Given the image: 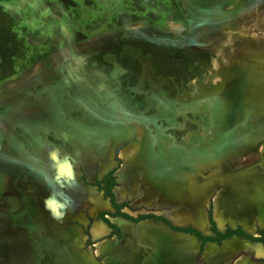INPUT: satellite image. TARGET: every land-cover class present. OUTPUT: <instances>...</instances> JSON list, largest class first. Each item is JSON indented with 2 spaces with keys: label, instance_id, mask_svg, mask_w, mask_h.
I'll use <instances>...</instances> for the list:
<instances>
[{
  "label": "rangeland",
  "instance_id": "rangeland-1",
  "mask_svg": "<svg viewBox=\"0 0 264 264\" xmlns=\"http://www.w3.org/2000/svg\"><path fill=\"white\" fill-rule=\"evenodd\" d=\"M232 2L0 0V264H76L50 253L45 236L74 235L87 208L73 199L56 219L45 210L42 147L84 157L91 178L95 155L106 161L112 151L94 140L105 124L118 128L122 113L222 104L207 106L208 150L216 135L238 146L233 165L242 156L264 163V10L237 13ZM216 119L229 127L212 131ZM81 176L85 190H98Z\"/></svg>",
  "mask_w": 264,
  "mask_h": 264
},
{
  "label": "crops",
  "instance_id": "crops-1",
  "mask_svg": "<svg viewBox=\"0 0 264 264\" xmlns=\"http://www.w3.org/2000/svg\"><path fill=\"white\" fill-rule=\"evenodd\" d=\"M198 100H202L201 96ZM204 102L178 108L169 106L162 113L157 104L149 110L136 109L132 115L122 113L118 128L112 125L108 129L105 124L98 139H92L97 143L95 146L112 148L108 160L95 155L90 162L95 172L90 178L84 172L85 158L70 156L75 175L81 170L86 179H99L116 165L118 158L112 190L118 202H129L132 210L127 207L123 210L130 215L149 212L163 215L174 225L191 226L203 234H212L208 218L211 210L221 231L227 226H241L250 233L264 229V163L255 165L242 156L233 165L235 156L231 155L238 146L223 142L216 135L208 150L207 106L215 107L217 112L223 111V106H213L206 99ZM160 120H165V129H160ZM228 127L221 119L211 124L212 131ZM180 131L184 133L182 136ZM49 153L42 147V182L49 184V191L66 193L67 187L59 189L54 182ZM213 161L215 166H211ZM85 189L77 181L70 194L66 193L71 201H80L87 212L74 221V235L57 230L45 236L50 253L66 254L76 259L73 263L83 264L79 255L89 237L92 246L87 251L86 264H264L260 261L264 259L261 243L232 236L221 244L206 242L200 251L195 235L174 231L152 219L131 222L123 217H110L122 236H109L111 228L97 219L96 214L100 210L112 211L110 200L94 187ZM57 199L64 204L69 202L63 196ZM83 227L87 228L88 236Z\"/></svg>",
  "mask_w": 264,
  "mask_h": 264
},
{
  "label": "trees",
  "instance_id": "trees-1",
  "mask_svg": "<svg viewBox=\"0 0 264 264\" xmlns=\"http://www.w3.org/2000/svg\"><path fill=\"white\" fill-rule=\"evenodd\" d=\"M118 165L108 170L101 178L96 179L93 183H89L86 181L84 176H81V180L85 184H91L95 186L99 191L102 192L104 197H107L110 200V204L113 208L112 211L109 210H100L96 214L97 219H101L104 221L110 228L111 232L109 236L116 235L117 237H121V230L120 228L110 221V217H123L131 222H138L143 219H152L154 221H160L168 226L170 229L179 232H185L189 234L195 235L199 242L200 248L199 250L202 251L203 246L206 242H215L217 244H221L224 239L230 238L232 236H239L246 238L250 241L261 243L264 246V229L257 228L255 233H250L246 231L241 226L230 227L227 226L223 231L219 230L215 222L213 220L211 210L208 211V218L210 222V230L212 234H203L198 229L191 227V226H177L171 223L166 217L163 215H158L154 213H138L136 216L130 215L128 212L124 211L125 207L132 210L128 201L118 202L115 198L113 193V187L115 185V177L114 173L117 169ZM89 242V239H88ZM260 261L264 262V259H260Z\"/></svg>",
  "mask_w": 264,
  "mask_h": 264
},
{
  "label": "clouds",
  "instance_id": "clouds-1",
  "mask_svg": "<svg viewBox=\"0 0 264 264\" xmlns=\"http://www.w3.org/2000/svg\"><path fill=\"white\" fill-rule=\"evenodd\" d=\"M49 159L54 173L55 184L59 189H64L65 187L71 189L76 182L71 157L68 154L61 156L59 149H53L49 153ZM46 187L50 186L46 184ZM58 196H63L68 201H71V197H67L66 193L62 191H49V195L44 199V206L53 219L57 218L58 209L63 206L60 200L57 199Z\"/></svg>",
  "mask_w": 264,
  "mask_h": 264
},
{
  "label": "flooded vegetation",
  "instance_id": "flooded-vegetation-1",
  "mask_svg": "<svg viewBox=\"0 0 264 264\" xmlns=\"http://www.w3.org/2000/svg\"><path fill=\"white\" fill-rule=\"evenodd\" d=\"M232 6L228 10L237 13L250 14L257 10H264V0H233Z\"/></svg>",
  "mask_w": 264,
  "mask_h": 264
},
{
  "label": "water",
  "instance_id": "water-1",
  "mask_svg": "<svg viewBox=\"0 0 264 264\" xmlns=\"http://www.w3.org/2000/svg\"><path fill=\"white\" fill-rule=\"evenodd\" d=\"M261 52H264V50H261Z\"/></svg>",
  "mask_w": 264,
  "mask_h": 264
}]
</instances>
